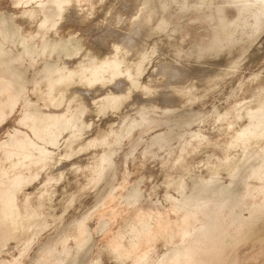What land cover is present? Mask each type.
<instances>
[{
    "label": "rangeland",
    "instance_id": "obj_1",
    "mask_svg": "<svg viewBox=\"0 0 264 264\" xmlns=\"http://www.w3.org/2000/svg\"><path fill=\"white\" fill-rule=\"evenodd\" d=\"M35 1L0 0V264H264V15L231 42L224 29L249 3L167 7L181 46L239 47L242 62L198 69L177 86L144 81L125 117L67 176L52 166L97 126L79 83L118 71L127 84L138 77V61L119 66L114 57L119 46L136 51L126 36L148 0ZM241 209L245 220L235 216ZM181 245L183 253L161 252Z\"/></svg>",
    "mask_w": 264,
    "mask_h": 264
},
{
    "label": "water",
    "instance_id": "obj_2",
    "mask_svg": "<svg viewBox=\"0 0 264 264\" xmlns=\"http://www.w3.org/2000/svg\"><path fill=\"white\" fill-rule=\"evenodd\" d=\"M32 1L33 0H28V2L23 3V4L24 5H29V4L33 3ZM210 1L211 0H202V6L204 7L205 10H207V8L210 6ZM242 1L246 2V3H249L251 6L250 7H244L242 12L240 13L239 17L237 18V20L234 23H228L226 25L225 29H224V32H225L228 40H230L231 42H232V37L234 35H236L239 31L240 32L241 31L242 32H246L247 31V29L249 28V19H251V21H252V26L253 25H258L259 26L260 17L264 15V13H261V14L258 15V17L254 16L256 14L257 9H258L257 6H256V0H254V1L242 0ZM21 2H23V0H18L19 4H22ZM35 2H37V0ZM154 3H156V0H148L147 2H144V6L141 9L144 10V9H147V8H150V7L152 8ZM185 4H186L185 0H179V7L178 8H176V9H172L171 7L170 8L175 11V10H178V9L182 8ZM165 9L162 12V17H163V13H164ZM245 11L248 12L249 15L245 16L244 15ZM137 12H135V13H137ZM142 13L144 14V16L142 17V20H144L146 17H148V13H145L144 11ZM243 16L246 17L245 18L246 25L245 26L243 25V29L239 28L238 31L235 32L232 35V33L230 32V28H232L239 19H240L239 21H242V19L244 20ZM45 25H46L45 22H43L41 24L42 27L45 26ZM171 31L173 33L172 40H167L162 35H156L155 38L150 39V40L142 39L140 41L139 38H138V40H137L138 41V44H137L138 47L135 46L136 47L135 48L136 51H133L134 49H131V51H128L129 55L130 56L132 55V57L129 58L130 60H136V59L139 60V64H138V66H136L138 68V70H139V74H138V77L135 78V79L132 77L134 82H133L132 79H130L131 82H130L129 85L127 84V81L124 79L125 77H120V78H121L122 81H126L125 85L128 86V87L136 86L137 88H139L141 86V88H139V90H137V91H135L133 93L134 96H137V99L142 94V89L144 87V81L145 80L147 81V80H149V78L151 80V79L156 78V77H165V76H161L163 72H161V70L158 68V67H160V65L163 62L170 63L171 66H175L181 72L179 77H175L176 78L175 80H172V78L169 76L168 81L166 80V82H165L167 86L170 85V84H173V82H175V81H176V85L180 84L178 82L179 80H181L185 75L190 74V73L192 74L194 71H196L198 69H199V71H204V69L212 70L213 67L217 66V68L220 70L219 72H223V71H225V68H231L232 66H237V65H239L242 62L244 54L241 52V50L239 48L238 49H232V50H229V48H228L226 53L220 51L217 48H209V49H205V50H209V51H210V49L218 50L216 58H213V59H199V60L191 59L189 61H183V62L175 61L171 57L172 56V51H171L172 48L173 47H184V46H181L178 43V40L176 39V37H177L176 36V32L173 30L172 26H171ZM135 38H136V36L134 35V39ZM121 39H122V36H121ZM262 47H264V37H263L262 41L260 42L258 48H262ZM151 54H153L154 56H152V58L149 60L150 62H149L148 67L141 66V63H140L141 60H144L147 56H149ZM131 58H133V59H131ZM128 62H130V61H128ZM151 69H152V71H151ZM141 75H144V77H142ZM123 76H125V75H123ZM111 78L112 77L107 76L105 79L108 80V79H111ZM126 79H129V77L127 75H126ZM79 86L83 87V89L85 90V88L88 87V84H86L85 81H83V83H79ZM124 88L125 87L121 86V89H124ZM174 88H176V86ZM136 89H134V90H136ZM85 93H86V95L91 97V99L93 100V106H92L91 112L94 113L93 112V108L95 107V105L97 104V102L101 98H99L98 100H94V99H97L95 97L97 94H93V93H90V92H85ZM146 95H148V93ZM162 98H165L168 101V98H167L166 95L160 94V98L159 99L161 101H164V100H162ZM137 99H136V101H137ZM148 100H150V97H148ZM136 101L131 103V105L122 106L120 108L119 112L117 111V114L108 113L107 115L100 116V117L97 118V116L94 113V116L97 118V121H96L97 122V126L95 128V131L97 129H99L100 130L99 133H104L107 136L108 132H110V129L112 130V127H113V124H114V117L115 116L123 117L124 112L127 109H129L130 107H132L136 103ZM247 116L251 117V114L248 113ZM262 121L264 122V117L262 118ZM95 131L92 133V135H90L87 138L82 139V140H80L78 142H80V143L81 142H85V144L86 143L88 144L89 142L93 141V143H94V140H96L94 138L96 136ZM243 131L245 133H247V130L243 129ZM79 147L80 146H77V145L74 146V148L72 150V153H71L72 155L69 158H66L65 156H61L58 159L61 162L62 161L64 162V163H62V165L65 164V167L60 169L59 168L60 165L58 164L57 161H56L57 164L53 165L54 168H57V169L59 168L60 169V174H64V175L68 176L71 172H74V170H76V168L80 167L82 164L85 163V160L83 159V157H84L83 155H84L85 152H88V150L92 146L88 147L86 149H84V148L80 149ZM256 205L257 206H261L262 204L259 205V204L256 203ZM263 205H264V203H263ZM263 209L264 208H261V210H263ZM240 212H243L242 216L239 215ZM240 212L235 213V216H237L239 218H243L244 220L247 219V218H245L246 214L244 213V209H241ZM185 247L186 246L182 245L181 246V250L177 251V252H179V253L185 252L184 251ZM246 248H249V247H246ZM247 251L248 250H246V249L243 250V252L245 253V258H243V260H248V258H247L248 256H246L248 254ZM161 252L162 253H171V252H176V251L175 250H167L166 249V250H162ZM235 263L223 262V261H220V260L210 261V264H235ZM240 263H241V261H240Z\"/></svg>",
    "mask_w": 264,
    "mask_h": 264
},
{
    "label": "bare ground",
    "instance_id": "obj_3",
    "mask_svg": "<svg viewBox=\"0 0 264 264\" xmlns=\"http://www.w3.org/2000/svg\"><path fill=\"white\" fill-rule=\"evenodd\" d=\"M28 2V0H23L22 4L23 3H26ZM143 5V4H142ZM144 6V5H143ZM256 6H257V11H260L262 13H264V4H262L259 0H256ZM166 7H171L172 9H176L179 7V0H156V3H154L153 7L151 8H147V9H144V10H141L137 15H135L134 17V30L133 32H131L130 34H128L126 36V39L129 38V37H133V41H131L129 43V45H131L132 43L138 44V38L139 40L141 41L142 39H153L156 37V35H162L165 39L167 40H172L173 38V33L171 31V25L169 22H167L163 17H162V12L163 10L166 8ZM143 8V7H142ZM145 12V13H148V17L145 18L144 20H142V17L144 16V14L142 12ZM173 12V11H172ZM140 14V15H139ZM154 14V15H153ZM153 15L152 19L150 18L151 16ZM187 16V15H186ZM185 16V17H186ZM184 17V18H185ZM151 19V20H150ZM138 21V23H136ZM133 23V22H132ZM245 26V25H244ZM132 27V26H131ZM174 27V26H172ZM44 28V27H43ZM243 28V26L241 27ZM239 29V28H238ZM238 29H235V28H230V32L232 33V35L238 31ZM42 30V29H41ZM131 31V29H130ZM207 32V31H206ZM178 33V31H177ZM176 33V34H177ZM134 35L136 36V38L134 39ZM206 35V33H205ZM177 36V35H176ZM179 38L180 35L178 36ZM121 39V38H120ZM261 39V38H260ZM179 40V39H178ZM234 40V39H233ZM180 41V40H179ZM182 41V40H181ZM192 41V40H191ZM150 42V41H149ZM140 43V42H139ZM116 44V46L118 45V40H116V42L114 43ZM133 44V45H134ZM192 44V43H191ZM196 44V43H195ZM233 44V43H232ZM189 45V44H188ZM234 45V44H233ZM120 47V46H119ZM118 47V50L120 51V54L117 52V54L115 53V57H114V60L117 62V64L119 66L121 65H124V64H137L136 61L139 62L138 59L136 60H130L129 58L132 57V55L130 56L129 54L127 53H122L121 51L123 50H120ZM138 47V46H137ZM233 47V46H232ZM209 48V46H208ZM239 48V47H237ZM243 48V47H241ZM116 49V48H115ZM240 49V48H239ZM246 49V48H245ZM244 49V50H245ZM259 49V48H258ZM117 50V49H116ZM125 50V49H124ZM128 50V49H126ZM231 50V49H230ZM241 50V49H240ZM172 58L173 60L175 61H180V62H183V61H189L191 59H196V60H199V59H213V58H216L217 57V51L218 50H213V49H210L209 50H205V49H201L200 47L198 46H195V45H189V46H184V47H173L172 48ZM213 51V52H212ZM242 51V50H241ZM126 52V51H125ZM227 52V51H226ZM243 53L246 52V51H242ZM203 55H202V54ZM105 55V54H104ZM245 56V55H243ZM104 57V56H103ZM108 58L104 57L103 60L98 64V68H101L103 67L104 65L106 66V62ZM133 59V58H131ZM130 61V62H128ZM109 65V64H107ZM133 67V66H132ZM217 67V66H216ZM236 67V66H235ZM109 68V67H108ZM115 68V66H114ZM162 73L161 76H165L166 77V80L168 81L169 79V76L173 79V77H176L177 74V71L179 70L178 68H176L175 66H171L170 63H162L160 65V67H158ZM218 69V68H217ZM227 69V68H225ZM229 69V68H228ZM236 69V68H235ZM107 70V68H106ZM115 70V69H114ZM209 70V69H208ZM231 70V69H230ZM108 71V70H107ZM117 71V69H116ZM115 71V73H116ZM180 71V70H179ZM206 71V70H205ZM213 71V70H212ZM215 71V70H214ZM220 71V70H219ZM218 71V72H219ZM227 72H229L228 70H225ZM232 71L235 72L234 69H232ZM237 71V70H236ZM95 72L96 71H93L92 74L95 75ZM100 72H101V69H100ZM106 72V71H105ZM211 72V70L209 71ZM209 72L205 73V74H209ZM226 72V74H228ZM99 73V72H98ZM178 73H181V72H178ZM195 73V72H194ZM213 73V72H212ZM220 73V72H219ZM107 74V72H106ZM129 74V73H128ZM198 74V72H197ZM224 74V75H226ZM109 75V74H108ZM122 75V76H121ZM130 75V74H129ZM189 75V74H188ZM193 75V73H192ZM200 75V74H199ZM203 75V74H201ZM212 75V74H211ZM221 75V74H220ZM143 76V75H142ZM191 76V75H190ZM99 77L100 74H99ZM111 79H105V80H101V79H98V78H95V77H92L90 78L89 80H85V83L88 84V87L85 88V92H90V93H93V94H97L98 92H100L103 88H109L111 94H107L106 96H104L103 99L99 100L97 102V104L95 105V107L93 108V112L95 113V115L98 117L100 116H104V115H107L108 113H112V114H117V111L119 112L120 108L122 106H128V105H131V103H133L134 101H136L137 97L134 96V92L139 90V88H141V86L139 88H137L136 86H126L125 82L126 81H122L120 77H123V73L122 72H117V74H113ZM140 77V76H139ZM187 77V76H186ZM195 77V76H194ZM210 77V76H209ZM164 78V77H162ZM185 78V77H184ZM212 78V77H211ZM132 79V78H131ZM154 79V78H153ZM156 79V78H155ZM133 80V79H132ZM192 80V79H191ZM197 80V79H196ZM146 81V80H145ZM203 81V80H202ZM201 81V82H202ZM134 82V80H133ZM185 82H187L185 80ZM184 82V83H185ZM80 83H83V81H81ZM164 84V83H163ZM129 85V84H128ZM185 85V84H184ZM73 86V85H72ZM78 86V85H76ZM121 86L122 87H125L124 89H121ZM177 86V85H176ZM180 86V85H179ZM182 86V85H181ZM173 87V86H172ZM82 88V87H81ZM137 88V89H136ZM166 88V87H165ZM174 88V87H173ZM178 87H176L175 89H177ZM136 89V90H134ZM174 89V90H175ZM160 91V90H159ZM163 91V89H162ZM169 91V90H168ZM177 91V90H176ZM125 92V93H124ZM157 93V92H156ZM149 94V93H148ZM161 94V93H159ZM173 94V93H172ZM180 94V92H179ZM175 95V94H174ZM148 96V95H147ZM181 96V95H179ZM143 97V96H142ZM146 98V96H144ZM156 97V96H155ZM148 98V97H147ZM152 98V96H151ZM160 98V97H159ZM156 99V98H155ZM138 100V99H137ZM154 100V99H153ZM163 100V99H162ZM174 100V99H173ZM161 101V100H160ZM164 101H167L166 99ZM174 102V101H173ZM93 105V104H92ZM133 107V106H132ZM261 107V106H259ZM258 107V108H259ZM256 108V106H255ZM254 109V107L252 108ZM252 109H248V111H250L249 113H253V110ZM261 109V108H260ZM128 110V109H127ZM252 110V111H251ZM256 110V109H255ZM248 111H246L248 113ZM257 111V110H256ZM259 111V110H258ZM126 112V111H125ZM124 112V113H125ZM245 112V111H244ZM242 112V113H244ZM93 113V114H94ZM247 113H244L245 114V117H247ZM254 113H260V112H254ZM243 114V115H244ZM263 114V113H262ZM259 115V114H258ZM257 116V115H255ZM93 117V116H92ZM124 117H125V114H124ZM242 117V116H241ZM241 117L239 119V122H241ZM254 117L253 114H251V118ZM96 118V117H95ZM123 118V117H122ZM250 118V117H249ZM250 118V119H251ZM263 118V117H262ZM94 119V117H93ZM245 119V118H244ZM115 120V119H114ZM243 120V119H242ZM97 121V120H95ZM120 121H121V118H120ZM119 121V122H120ZM245 121V120H244ZM93 122V121H92ZM247 122V121H246ZM95 123V122H94ZM93 123V124H94ZM118 123V122H117ZM116 123V124H117ZM239 124V123H238ZM114 125V124H113ZM241 124H239L240 126ZM96 126V125H94ZM237 126V127H239ZM114 130V126L112 128ZM113 130L110 129V131L112 132ZM100 130L97 129L95 131L96 133V136L94 137L95 139H103V137H105L106 135L104 133H99ZM99 133V134H98ZM107 133V132H106ZM108 135V134H107ZM83 138H80L79 140H82ZM93 141L89 142L88 144L85 142H78V140L76 142L73 143V147H72V150L74 148L75 145L77 146H80L79 148L80 149H86L88 147H91L93 146ZM94 147V146H93ZM92 148V147H91ZM82 151V150H81ZM72 154H68V155H64L66 158H69ZM84 156V155H83ZM91 161V160H90ZM58 164L60 165V169H62L63 167H65V164L62 165V163H64L63 161L61 162L60 160H57ZM57 162L55 161L54 164H57ZM88 163H90L88 161ZM52 166V165H51ZM53 167V166H52ZM53 169V168H52ZM62 175V174H61ZM182 246V245H181ZM181 246H177L178 248L175 249V251H180L181 250ZM173 248V247H172ZM164 255H166L164 253Z\"/></svg>",
    "mask_w": 264,
    "mask_h": 264
}]
</instances>
